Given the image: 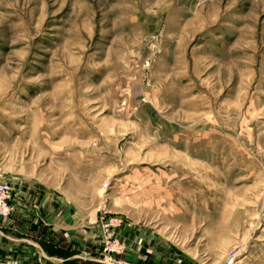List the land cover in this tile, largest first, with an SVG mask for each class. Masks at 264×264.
Masks as SVG:
<instances>
[{
  "label": "rangeland",
  "instance_id": "374dc122",
  "mask_svg": "<svg viewBox=\"0 0 264 264\" xmlns=\"http://www.w3.org/2000/svg\"><path fill=\"white\" fill-rule=\"evenodd\" d=\"M0 181L98 264H264V0H0Z\"/></svg>",
  "mask_w": 264,
  "mask_h": 264
},
{
  "label": "crops",
  "instance_id": "0c3cea01",
  "mask_svg": "<svg viewBox=\"0 0 264 264\" xmlns=\"http://www.w3.org/2000/svg\"><path fill=\"white\" fill-rule=\"evenodd\" d=\"M12 204V215L0 219V264L100 262L98 253H91V232L96 225H91L86 215L76 212L67 200L17 191ZM133 239L128 233V254L131 261L137 262L139 248Z\"/></svg>",
  "mask_w": 264,
  "mask_h": 264
},
{
  "label": "built area",
  "instance_id": "2783aa9c",
  "mask_svg": "<svg viewBox=\"0 0 264 264\" xmlns=\"http://www.w3.org/2000/svg\"><path fill=\"white\" fill-rule=\"evenodd\" d=\"M13 197L14 192L13 188L9 183L0 181V219L2 218H8L12 215L13 212ZM109 236H112L111 233H109ZM110 242V241H109ZM108 245L105 247L104 251L106 254L104 255V259L101 260V264H131L127 262L126 260L118 259L117 257H114L112 253H120L125 251V246L121 244H112V246ZM226 264H234V259H229Z\"/></svg>",
  "mask_w": 264,
  "mask_h": 264
}]
</instances>
